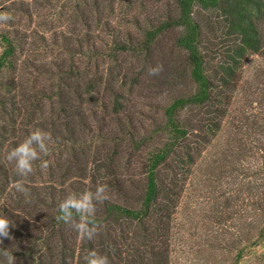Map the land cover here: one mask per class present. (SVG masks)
I'll return each mask as SVG.
<instances>
[{
	"label": "trees",
	"instance_id": "obj_1",
	"mask_svg": "<svg viewBox=\"0 0 264 264\" xmlns=\"http://www.w3.org/2000/svg\"><path fill=\"white\" fill-rule=\"evenodd\" d=\"M0 12L13 17L0 22V217L14 226L0 250L16 264H85L90 250L171 264L180 205L218 169L264 243V103H234L249 59L264 60V0H0ZM35 129L49 151L20 177L6 156ZM100 185L101 230L81 240L58 206Z\"/></svg>",
	"mask_w": 264,
	"mask_h": 264
},
{
	"label": "rangeland",
	"instance_id": "obj_2",
	"mask_svg": "<svg viewBox=\"0 0 264 264\" xmlns=\"http://www.w3.org/2000/svg\"><path fill=\"white\" fill-rule=\"evenodd\" d=\"M237 92L238 107L264 103V60L249 59ZM228 171L215 170L204 187L187 191L174 221L171 264H264V243H255L256 232L250 228L254 221L245 205L248 198H239L237 183L215 181Z\"/></svg>",
	"mask_w": 264,
	"mask_h": 264
},
{
	"label": "clouds",
	"instance_id": "obj_3",
	"mask_svg": "<svg viewBox=\"0 0 264 264\" xmlns=\"http://www.w3.org/2000/svg\"><path fill=\"white\" fill-rule=\"evenodd\" d=\"M13 17L7 12H0V22H7ZM163 70L162 65L150 67L148 74L157 76ZM51 140V134L41 129L32 131L22 143L18 144L7 153L6 159L11 163H15L17 175L20 177H28L33 172V163L40 159V155L47 154L49 151L48 141ZM42 167H47L46 163ZM16 192L24 194L27 198L30 196V190L25 187L24 183L17 182L15 184ZM107 186L100 185L96 192H83L79 195L71 194L67 196L58 206L56 219L69 225L83 240H93L100 232L101 225L97 224L94 216L96 212L95 202H102L107 199ZM79 217V220L76 217ZM13 224L6 218L0 217V238L11 239L10 228ZM3 241L0 240V243ZM6 260V264H16V258L9 250H0ZM85 264H110L107 255H100L95 250H90L84 257Z\"/></svg>",
	"mask_w": 264,
	"mask_h": 264
}]
</instances>
